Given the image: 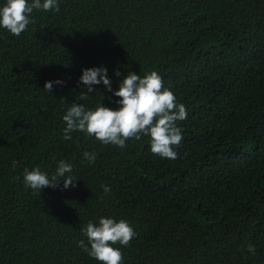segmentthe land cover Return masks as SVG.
<instances>
[{
  "label": "trees",
  "instance_id": "16d2710c",
  "mask_svg": "<svg viewBox=\"0 0 264 264\" xmlns=\"http://www.w3.org/2000/svg\"><path fill=\"white\" fill-rule=\"evenodd\" d=\"M58 3L33 10L19 37L0 28V264H100L78 245L90 248L81 228L100 217L136 233L113 245L122 264H264V0ZM92 67L107 68L113 90L128 72L161 77L187 110L176 159L144 135L123 149L79 131L64 139L73 102L119 107L102 82L79 99ZM62 159L74 187H25V168L51 178Z\"/></svg>",
  "mask_w": 264,
  "mask_h": 264
},
{
  "label": "clouds",
  "instance_id": "9594fccd",
  "mask_svg": "<svg viewBox=\"0 0 264 264\" xmlns=\"http://www.w3.org/2000/svg\"><path fill=\"white\" fill-rule=\"evenodd\" d=\"M33 10L59 11L58 0H5L0 6V28L19 37L26 31L32 20ZM115 75L121 77V72ZM80 82L87 87V91H81L80 100H88V93H93V85L101 82L115 97L119 107L116 109L106 107L103 104L95 109L86 108L83 104L73 102L62 119L66 124L63 129L64 139L71 140L72 133L79 131L87 136H94L104 145H114L125 148L129 139H140L142 135L150 138V150L161 158L176 159L178 153L174 147H178L183 139L182 128L176 122L187 118V110L183 104H178L172 91L164 87L161 77L156 72L145 74L143 77L135 72L123 75L119 87L112 89L107 68L92 67L82 70ZM62 80L46 81L43 89L51 93L54 84H63ZM85 160L94 163L95 153L85 151ZM13 161V167L17 165ZM72 165L63 159L58 162L54 174L49 176L39 167L29 171L24 170L23 183L31 188L34 193H41L46 187L56 188L63 179V188L74 187L77 178L72 176ZM68 174V175H66ZM15 179V178H14ZM104 193L110 192L107 185H102ZM103 199V197H101ZM87 238L78 241L79 247L95 258L100 264H122L123 255L120 249L113 247L117 243L128 246L136 233L129 223L123 219L116 221L114 218L100 217L98 224L89 221L81 228ZM247 251L255 254V247L247 245Z\"/></svg>",
  "mask_w": 264,
  "mask_h": 264
}]
</instances>
